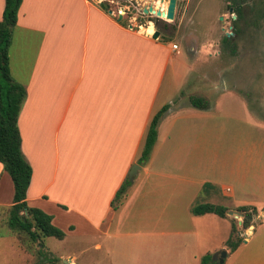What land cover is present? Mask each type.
Returning <instances> with one entry per match:
<instances>
[{"label":"crops","instance_id":"1","mask_svg":"<svg viewBox=\"0 0 264 264\" xmlns=\"http://www.w3.org/2000/svg\"><path fill=\"white\" fill-rule=\"evenodd\" d=\"M97 1L22 0L19 7L8 57L12 79L26 90L18 118L21 150L32 168L26 203L52 217L65 234L55 239H71L79 250L44 262L43 241L54 237L32 242L6 226L14 187L0 164V264H201L220 250L227 252L223 264H264V163L246 159L252 149L244 144L223 185L184 172L188 161L200 169L210 150L176 143L173 136L209 131L217 117L213 105L201 97L208 108L191 111L197 123L186 126L182 113L193 95L183 103L164 82L179 51L118 22V13ZM4 7L0 0V21ZM226 83L217 81L208 91H230L244 101ZM165 106L156 143L139 163L149 124ZM242 116L244 124V110ZM135 164L140 169L114 210L111 203ZM203 204L227 208L226 218L194 215ZM239 207L255 208L258 225L245 248L231 252L232 226L225 221ZM92 251L105 258L87 256Z\"/></svg>","mask_w":264,"mask_h":264},{"label":"rangeland","instance_id":"2","mask_svg":"<svg viewBox=\"0 0 264 264\" xmlns=\"http://www.w3.org/2000/svg\"><path fill=\"white\" fill-rule=\"evenodd\" d=\"M149 1L137 0V3H131L125 0L121 4L117 0H98L97 2H101L113 14H122L125 26L131 25L136 30H140V27L152 26L153 34L155 30L158 31L159 38L165 44L171 43L178 46L177 51L179 52L176 57L171 58V66L164 79L165 84L169 86L170 96H181L182 94L183 98L180 100L183 103L190 95H193L190 98L206 97L213 105V114L217 117L209 120L208 124L212 123L209 131L201 132L202 129L198 128L194 132L178 134L176 138L173 136L176 143L197 145L204 151L210 150L209 159L204 155L200 169L189 166L188 161L183 171L188 175L192 174L194 181H198L197 178L214 179L223 185L226 183L228 167L239 161L235 152L239 151L244 144L248 145V150L252 149L248 151L246 159L264 163V7L257 5L250 8L245 19L246 23L234 25L235 32H237L234 42H225L224 33H231L229 21L235 14H231L228 20L222 23L219 16L223 12L213 4H209L211 2L203 0L198 6L189 7L188 10L179 5L173 21L160 22L156 27L153 19L147 17L155 15H141V9L148 7ZM151 2H153L154 10L165 9L167 5L166 2L160 0ZM211 54L214 57L210 56ZM217 81L227 82L224 86L228 89L227 91L236 87L234 92L243 97L244 101L232 95L233 93H229L230 91L212 96L208 90ZM195 109L193 106L185 107L182 114H185L186 126H194L197 123L190 115L191 111L195 112ZM243 110L246 121L244 124L242 123ZM222 115H231L232 119ZM141 175L136 177V183L139 182ZM226 187L225 185L224 189ZM226 199H222L223 202L221 200L220 203L226 204L228 202ZM234 212L238 213L236 210ZM241 215L243 216V213ZM230 217L231 220L228 219L225 222L229 228L234 223L236 228L240 229L239 246L244 249L245 240L251 236L258 223L254 221L255 218L251 220L252 231L248 234V230H241L240 227L244 217L232 214ZM6 226H8V219ZM6 226L2 227L5 231ZM256 236L249 239L247 248H252L257 240ZM218 237L219 239L224 237L221 226ZM218 237L217 240H219ZM136 240L132 238L129 242ZM140 241L141 238H139ZM43 246L41 255L44 257V262H50L52 259L58 260L59 254L71 255L73 250H79L77 249L79 245H74L71 239L59 241L55 238H47L43 241ZM87 256L100 260L105 258L103 253L99 255L94 251ZM83 258L84 256L78 257L79 261Z\"/></svg>","mask_w":264,"mask_h":264},{"label":"trees","instance_id":"3","mask_svg":"<svg viewBox=\"0 0 264 264\" xmlns=\"http://www.w3.org/2000/svg\"><path fill=\"white\" fill-rule=\"evenodd\" d=\"M22 0H5V7L0 21V164L12 180L14 187L13 206L10 209L8 226L12 230L25 233L30 241L41 243L44 238L54 237L63 239L64 232L54 227L52 217L37 208H31L26 203V193L32 178V168L25 159L21 150V136L18 129V118L26 99L24 86L12 79L9 68L8 52L10 48L12 29L16 25L18 10ZM102 8L106 11L105 5ZM123 23V21L121 22ZM124 24V23H123ZM190 104L196 109H207L209 103L199 97L190 98ZM163 107L151 120L145 138V143L139 158V163L146 162L157 140V126L166 112ZM130 182L128 178L117 191L111 205L117 210L127 196V188ZM227 208L211 204L198 205L192 209L196 216L203 214H215L226 218ZM238 213H243L241 230H247L252 221L246 217L257 215L255 208L239 207ZM251 232V231H247ZM240 229L232 223L230 238L226 246L230 251H235L241 242ZM201 264H215L211 255L201 259Z\"/></svg>","mask_w":264,"mask_h":264},{"label":"flooded vegetation","instance_id":"4","mask_svg":"<svg viewBox=\"0 0 264 264\" xmlns=\"http://www.w3.org/2000/svg\"><path fill=\"white\" fill-rule=\"evenodd\" d=\"M125 0H117V2H119V4H121V2H124ZM131 3H137V0H127ZM152 0L149 1V6L152 5L153 2H151ZM166 0H164L163 2H165ZM203 0H179L176 3V10L178 8V6H183V8L185 10H188L189 7H196L198 6ZM211 2L209 4H213L214 6H216L218 8V10L222 11L223 13L219 16V19L222 23H225L226 20H228L229 16L231 14H235L232 17V20L229 21L230 24V32L231 33H224V41L225 42H234V40L237 37V32H235V27L234 25H244L245 19L248 15V10L250 8H252L253 6L256 7L257 5L263 6L264 7V0H205ZM148 6V7H149ZM153 6V5H152ZM175 10V11H176ZM141 15L142 16H147L145 14L142 13V9H141ZM150 15V14H149ZM150 17L151 19H153L154 22H157V27L159 26L160 22H165L164 20L161 19H156L155 16H147ZM166 23V22H165Z\"/></svg>","mask_w":264,"mask_h":264},{"label":"water","instance_id":"5","mask_svg":"<svg viewBox=\"0 0 264 264\" xmlns=\"http://www.w3.org/2000/svg\"><path fill=\"white\" fill-rule=\"evenodd\" d=\"M161 2H163L164 0H160ZM179 0H166V7L164 10L161 11V9L159 10H154L153 6H149V7H144L142 8V13L145 15H155L156 19H161L164 20L165 22L167 20H171L173 21L175 18V10H176V3ZM111 13V12H110ZM164 17V18H162ZM118 22H121L123 20V16L122 14L118 15ZM155 26L157 27V22H154ZM132 28V26H130ZM160 37V33L158 31L155 30L154 34L152 35L153 39H158ZM140 169V167L135 164L131 167L130 171L128 172V181L131 183L133 182L134 176H136L138 170ZM232 215H236L239 217H243L241 214L236 213V212H232ZM248 220H252L251 217H246ZM227 257V252L225 250H220L218 252H216L213 256H212V260L215 262V264H223L225 258ZM65 264H67V262H65Z\"/></svg>","mask_w":264,"mask_h":264},{"label":"bare ground","instance_id":"6","mask_svg":"<svg viewBox=\"0 0 264 264\" xmlns=\"http://www.w3.org/2000/svg\"><path fill=\"white\" fill-rule=\"evenodd\" d=\"M159 6V5H158ZM161 9V8H160ZM159 9V10H160ZM162 10H164V8L163 9H161V11ZM162 18H164V17H162ZM140 27V26H139ZM140 29V31H142V32H144L145 34L147 33V34H153V28H152V26H149L148 28H139Z\"/></svg>","mask_w":264,"mask_h":264},{"label":"built area","instance_id":"7","mask_svg":"<svg viewBox=\"0 0 264 264\" xmlns=\"http://www.w3.org/2000/svg\"><path fill=\"white\" fill-rule=\"evenodd\" d=\"M172 50H173V51H177V50H178V46L175 45V44H173V45H172ZM247 230L252 231V230H251V227H249ZM247 233L249 234V232H247Z\"/></svg>","mask_w":264,"mask_h":264}]
</instances>
